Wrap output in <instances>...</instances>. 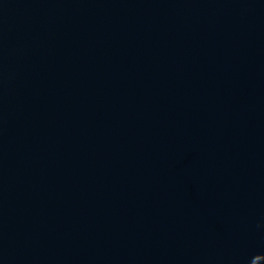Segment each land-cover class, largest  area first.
Listing matches in <instances>:
<instances>
[{"label":"water","instance_id":"obj_1","mask_svg":"<svg viewBox=\"0 0 264 264\" xmlns=\"http://www.w3.org/2000/svg\"><path fill=\"white\" fill-rule=\"evenodd\" d=\"M0 264H264V0H0Z\"/></svg>","mask_w":264,"mask_h":264}]
</instances>
